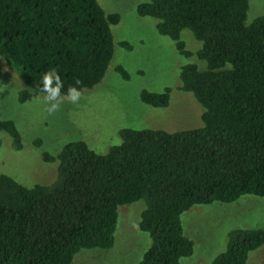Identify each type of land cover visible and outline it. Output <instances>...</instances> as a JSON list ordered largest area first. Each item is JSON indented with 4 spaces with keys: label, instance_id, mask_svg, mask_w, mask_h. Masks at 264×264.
I'll return each mask as SVG.
<instances>
[{
    "label": "trees",
    "instance_id": "1",
    "mask_svg": "<svg viewBox=\"0 0 264 264\" xmlns=\"http://www.w3.org/2000/svg\"><path fill=\"white\" fill-rule=\"evenodd\" d=\"M247 6V0L136 5V14L154 18L157 33L172 40L179 55L203 62L202 69L194 62L181 65L177 86L201 107V126L123 128L120 141L103 154L69 140L55 155L43 154L45 162L56 161L45 185L24 187L1 174L0 264H70L81 249H108L117 206L139 199L144 207L137 227L150 242L137 264H181L193 247L182 232L183 211L264 196V12L246 23ZM117 21L96 0H0V56L25 85L17 100L43 93V74L52 69L63 81L62 95L69 85L92 88L111 58L109 27ZM182 30L200 43L194 53L179 37ZM115 72L127 78L121 66ZM169 93V87L142 90L139 99L164 107ZM0 131L19 147L11 120L0 119ZM262 244L264 229H231L210 264H245Z\"/></svg>",
    "mask_w": 264,
    "mask_h": 264
},
{
    "label": "rangeland",
    "instance_id": "2",
    "mask_svg": "<svg viewBox=\"0 0 264 264\" xmlns=\"http://www.w3.org/2000/svg\"><path fill=\"white\" fill-rule=\"evenodd\" d=\"M146 0H96L104 13H116L110 24L112 55L100 79L90 89H82L79 104L65 100L60 110L48 115L44 93H33L19 102L17 94L25 88L17 69L0 56V119L11 120L18 131L19 147L0 131V175L9 176L24 187L49 184L56 161L45 162L43 154L55 155L69 140H81L98 154L120 141L123 128L161 129L172 132L201 126V107L189 92L177 90L179 67L203 62L179 55L174 43L155 29L156 20L138 16L135 7ZM245 22L264 12V0H247ZM179 37L194 53L200 43L188 30ZM125 42L129 47L120 45ZM190 46V47H189ZM193 58L195 61H193ZM119 65L127 73L115 72ZM170 88L168 103L154 107L140 101L139 93L161 92ZM63 96V95H62ZM142 200L119 205L108 249H81L70 264H137L149 245L147 232L137 227ZM183 235L193 242L192 253L179 259L181 264H210L223 250L227 232L235 228L264 229V196L244 195L230 203L192 205L179 216ZM245 264H264V244L249 253Z\"/></svg>",
    "mask_w": 264,
    "mask_h": 264
},
{
    "label": "clouds",
    "instance_id": "3",
    "mask_svg": "<svg viewBox=\"0 0 264 264\" xmlns=\"http://www.w3.org/2000/svg\"><path fill=\"white\" fill-rule=\"evenodd\" d=\"M229 68L232 66L229 65ZM79 80L75 81V84L78 85ZM64 87L63 81L59 73L55 70L45 71L42 77V92L45 94L43 101L46 104V112L48 115H54L60 110L61 105L65 100L71 104H79L82 92L78 87L74 85H69L66 91V94L62 96L61 89Z\"/></svg>",
    "mask_w": 264,
    "mask_h": 264
}]
</instances>
